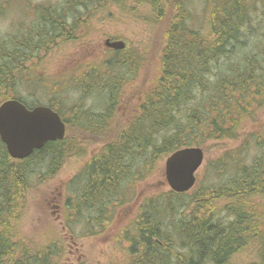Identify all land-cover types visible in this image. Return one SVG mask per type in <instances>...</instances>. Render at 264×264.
<instances>
[{
  "label": "trees",
  "instance_id": "1",
  "mask_svg": "<svg viewBox=\"0 0 264 264\" xmlns=\"http://www.w3.org/2000/svg\"><path fill=\"white\" fill-rule=\"evenodd\" d=\"M190 1L131 0V5L149 9L141 16L168 25L153 44L159 64L150 85L140 90L144 92L128 122L72 181L76 186L65 207L76 219L89 211L88 236L101 234L113 220L114 211L133 202L127 197L128 188L146 176V169L154 170L184 147L199 146L205 152L212 141H240L237 150L208 163L215 173H230L219 186L205 183L201 189L194 187L188 199L187 192L169 190L146 200L142 215L127 230V263L235 264L234 256L243 247L256 246L255 258L247 264H264V223L253 201L264 194V125L259 131H248L249 122L260 127L257 117L264 110V43L256 53L244 51L252 15L264 0H202L208 7L204 29L193 24ZM107 2L124 4L120 0H74V4L67 0L62 11L38 9L36 31L10 39L0 35V104L15 98L28 107L36 106L15 95L19 84L36 77L29 73L34 57L51 47L48 43L55 42L58 31L61 36L73 35L79 22L78 7L105 8ZM111 50L113 55L104 61L106 73L101 75L94 67L87 78L96 83L94 91H100L98 108L103 112L78 110L73 120L79 129L93 135H102L117 94L130 90L137 79L136 73L133 79L126 78L138 68V63L131 65L126 46ZM50 107L66 123L63 140L48 142L25 159H14L0 138V264H57L56 258L63 255L62 242L25 249L11 231L33 178L40 182L52 179L73 152L67 137L72 121L55 105ZM248 147L256 149L250 158ZM217 198L229 200L223 212L219 206L214 209Z\"/></svg>",
  "mask_w": 264,
  "mask_h": 264
},
{
  "label": "rangeland",
  "instance_id": "2",
  "mask_svg": "<svg viewBox=\"0 0 264 264\" xmlns=\"http://www.w3.org/2000/svg\"><path fill=\"white\" fill-rule=\"evenodd\" d=\"M72 1L74 4V0ZM120 1L124 4L105 3L106 11L105 8L92 5L88 9L78 7L76 17L79 22L73 35L61 36L58 31V38L54 37L55 42L48 43L49 46L52 44L51 47L46 46L30 64L29 73L36 77L26 84H19L15 92L17 97L31 106L55 105L73 123L72 129L67 130L73 152L66 157L52 179L40 182L38 178H33V187L27 192L18 219L11 225V231L25 249L34 250L50 242H62L63 255L56 258L57 264H126L130 259L127 230H131L133 220L140 216L141 206L148 198L171 190L164 173L166 157L154 170L146 169L143 179L131 184L127 197L133 202L117 208L113 220L101 234L88 236L89 211L84 210L80 218L76 219L69 216L65 207L67 196L74 193L76 186L72 181L102 145L114 140L122 126L128 122L144 92L140 90L150 85L159 64L158 49L153 44L158 40L159 31L168 25L141 16L149 13L146 6L137 8L131 5V0ZM66 4L67 0H0V35L10 39L23 36L25 31H36L40 18L38 9L56 8L62 11ZM256 7L258 10L253 13L251 26L248 28L249 43L244 48L248 53L258 52V46L264 43V3L260 2ZM188 8L194 16L193 24L204 29L208 19L207 5L202 0H192ZM68 21L71 23L73 18ZM108 38L112 41H125L126 55L131 57V65L138 63L136 71L130 72L126 78L133 79L136 73L137 79L132 81L130 90L117 94L113 111L106 117L108 125L102 135H93L79 129L73 120L78 110L103 112L102 108H98L102 103L98 95L100 91H94L96 83L87 78L94 67H97L101 75L106 73L104 61L113 55L111 48L105 45ZM112 73L114 75L116 72ZM117 73L121 74L122 70ZM257 118L260 127L256 128L255 123L249 122L248 131H259L264 125V110ZM239 142L227 140L208 143L204 165L197 175L198 184L194 186L196 189H201V185L205 183L215 184L217 187L228 180L230 173L220 174L219 170L215 173L208 168V163L219 160L224 152L237 150L241 144ZM253 152L256 154V149L248 147L246 154L250 158ZM143 164H139L138 168ZM42 171H46L45 168ZM187 193L186 199L193 192ZM253 201L254 208L261 213L264 223V194ZM228 202L225 198H217L214 209L219 206L222 208L219 212H223L224 205ZM255 250L256 246L243 247L241 253L234 256L235 264H247L253 260Z\"/></svg>",
  "mask_w": 264,
  "mask_h": 264
},
{
  "label": "water",
  "instance_id": "3",
  "mask_svg": "<svg viewBox=\"0 0 264 264\" xmlns=\"http://www.w3.org/2000/svg\"><path fill=\"white\" fill-rule=\"evenodd\" d=\"M108 48L122 50L123 40L106 39ZM66 123L61 115L47 105L28 107L18 99H8L0 104V138L14 159H25L48 142L63 140ZM205 162L202 147L189 146L171 153L165 160L164 173L172 191H190L198 180V172Z\"/></svg>",
  "mask_w": 264,
  "mask_h": 264
},
{
  "label": "bare ground",
  "instance_id": "4",
  "mask_svg": "<svg viewBox=\"0 0 264 264\" xmlns=\"http://www.w3.org/2000/svg\"><path fill=\"white\" fill-rule=\"evenodd\" d=\"M236 253H237V252H236ZM236 253H235V254H236ZM240 253H241V252H240Z\"/></svg>",
  "mask_w": 264,
  "mask_h": 264
}]
</instances>
